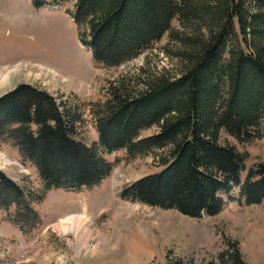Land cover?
I'll use <instances>...</instances> for the list:
<instances>
[{
  "label": "trees",
  "instance_id": "1",
  "mask_svg": "<svg viewBox=\"0 0 264 264\" xmlns=\"http://www.w3.org/2000/svg\"><path fill=\"white\" fill-rule=\"evenodd\" d=\"M31 1L36 8L74 1L79 40L105 67L131 62L166 34L181 66L175 76L110 82L109 98L93 111L99 139L91 145L78 139L80 111L49 91L20 83L0 95V143L11 141L36 165L46 190L101 183L113 168L104 153L126 150L155 154L162 169L124 187L125 199L192 218L218 214L235 187L247 205L264 203V162L243 181L249 154L220 134L240 143L264 137V0ZM10 204L32 211L26 191L0 169V206ZM226 242L207 264H246L238 243ZM166 264L188 263L169 251Z\"/></svg>",
  "mask_w": 264,
  "mask_h": 264
},
{
  "label": "rangeland",
  "instance_id": "2",
  "mask_svg": "<svg viewBox=\"0 0 264 264\" xmlns=\"http://www.w3.org/2000/svg\"><path fill=\"white\" fill-rule=\"evenodd\" d=\"M73 11L74 1L36 8L31 0H0V80L7 68L20 67L0 87V95L20 83L49 91L80 111L78 139L91 145L99 139L93 111L109 98L110 82L160 71L175 76L181 66L174 54L177 44L168 34L120 67L97 63L79 41ZM173 25L181 26L177 19ZM28 68L35 71L31 77L26 76ZM157 131L154 126L140 135ZM220 134L222 142L248 152L243 178L251 166L264 162V137L240 143L223 130ZM104 158L113 168L101 183L46 190L36 165L24 159L11 141L0 143V169L22 186L32 209L0 206V264H166L169 251L188 264H207L218 260L228 239L238 243L246 264L264 262V203L247 205L240 187L224 195L225 205L218 214L192 218L121 196L127 185L162 169L155 154L130 156L118 150L104 153ZM75 214L86 215L93 229L84 247L58 226L62 218Z\"/></svg>",
  "mask_w": 264,
  "mask_h": 264
},
{
  "label": "bare ground",
  "instance_id": "3",
  "mask_svg": "<svg viewBox=\"0 0 264 264\" xmlns=\"http://www.w3.org/2000/svg\"><path fill=\"white\" fill-rule=\"evenodd\" d=\"M27 68V67H26ZM33 68H28L26 72L27 77H31L35 71ZM20 67L14 66L7 68L5 75L0 80V87L6 85L9 82L10 74L12 77L19 73ZM56 79V78H55ZM88 221V218L84 214H75L68 217H64L60 220L58 226L63 234L72 233L75 235L79 242V246H83L87 243L89 237L93 233V229ZM84 247V246H83ZM80 249V248H78Z\"/></svg>",
  "mask_w": 264,
  "mask_h": 264
}]
</instances>
